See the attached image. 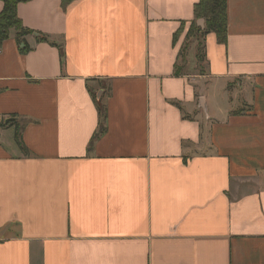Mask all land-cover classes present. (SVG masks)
<instances>
[{"label": "crops", "instance_id": "1", "mask_svg": "<svg viewBox=\"0 0 264 264\" xmlns=\"http://www.w3.org/2000/svg\"><path fill=\"white\" fill-rule=\"evenodd\" d=\"M199 2L18 6L35 34L0 49V123L24 126V149L0 128V264H264V0H227L226 44L199 63L191 38L175 76Z\"/></svg>", "mask_w": 264, "mask_h": 264}, {"label": "trees", "instance_id": "2", "mask_svg": "<svg viewBox=\"0 0 264 264\" xmlns=\"http://www.w3.org/2000/svg\"><path fill=\"white\" fill-rule=\"evenodd\" d=\"M3 2V10L0 13V49L5 41H7L13 32H15V38L19 45H23L21 48L23 52L31 51L32 47L27 43L26 38L28 36L34 35L35 32L25 28L21 19L18 15V6L21 3H26L32 0H0ZM64 8L68 7L75 0H60ZM195 20L190 27L187 34V40L191 38H197L199 41L197 58L199 63H204L206 60L204 38L206 35L214 33L220 44H226L228 39L227 33V0H200V2L195 5L194 8ZM204 20L205 26L201 28L198 25V21ZM181 32V31H180ZM178 37V34L175 38ZM37 42H46L52 46L60 49L61 52V65L65 64V57L63 55V50L60 45L51 42L47 36L42 34L38 35L36 38ZM180 56L182 58L183 64H177L175 66V76H182L184 74L186 66V54L185 49L181 51ZM89 92L92 95L93 101L97 107L99 113V130L92 139L90 148H92L94 142L106 131V121H107V109L103 102V96L98 98L97 93L89 88ZM11 117L9 120L0 123V128L5 129L8 127L15 128V140L21 149H24V144L22 141V131L24 126L18 124L16 118Z\"/></svg>", "mask_w": 264, "mask_h": 264}, {"label": "rangeland", "instance_id": "3", "mask_svg": "<svg viewBox=\"0 0 264 264\" xmlns=\"http://www.w3.org/2000/svg\"><path fill=\"white\" fill-rule=\"evenodd\" d=\"M190 45H191V39L188 40V42L185 43V47H184L185 54H186L187 49H189ZM181 63H182V60L180 61V64ZM186 64L189 66V57H187V63ZM197 71H198V73H201L203 75V73L205 72L204 66L201 65ZM18 124L21 125L22 124L21 121H18Z\"/></svg>", "mask_w": 264, "mask_h": 264}, {"label": "water", "instance_id": "4", "mask_svg": "<svg viewBox=\"0 0 264 264\" xmlns=\"http://www.w3.org/2000/svg\"><path fill=\"white\" fill-rule=\"evenodd\" d=\"M199 24H200V25H203V24H204V21H203V20H200V21H199Z\"/></svg>", "mask_w": 264, "mask_h": 264}]
</instances>
